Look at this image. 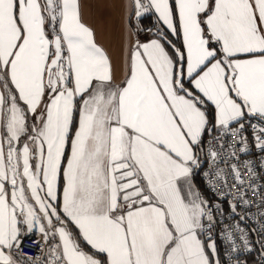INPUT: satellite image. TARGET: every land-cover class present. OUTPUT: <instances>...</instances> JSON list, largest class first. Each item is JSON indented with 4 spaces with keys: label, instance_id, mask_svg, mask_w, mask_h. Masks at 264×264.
I'll return each instance as SVG.
<instances>
[{
    "label": "snow or ice",
    "instance_id": "6c2138e0",
    "mask_svg": "<svg viewBox=\"0 0 264 264\" xmlns=\"http://www.w3.org/2000/svg\"><path fill=\"white\" fill-rule=\"evenodd\" d=\"M145 13L182 44L138 42L117 82L79 0H0V264H220L192 173L206 102L241 151L240 121L264 124V0H135ZM36 228L46 251L27 256Z\"/></svg>",
    "mask_w": 264,
    "mask_h": 264
},
{
    "label": "built area",
    "instance_id": "2783aa9c",
    "mask_svg": "<svg viewBox=\"0 0 264 264\" xmlns=\"http://www.w3.org/2000/svg\"><path fill=\"white\" fill-rule=\"evenodd\" d=\"M141 2L147 3L146 0ZM158 31L166 34L157 22L144 28V32L149 34H157ZM240 123L244 124L246 151L240 150L245 146L244 143H237L240 140L239 133L224 135L222 129L210 128L211 131H207L203 139V165L199 168L202 187L198 193L207 202L206 206L211 209L214 218L210 231L203 238L208 240L211 237L219 242L222 264H264V231L261 230V225H264V149L257 147L255 140L259 134L257 129L264 127V124L256 117H247ZM253 124L257 128L251 127ZM237 127L235 122L231 125V128ZM212 151L217 153L215 158L211 156ZM248 162L252 171L247 170ZM233 164L242 170L246 180L243 197L239 195L241 185L233 181ZM218 171L221 172L219 177ZM243 200L249 203L245 204ZM228 233H231L232 239H229ZM242 237L249 241L248 245L244 244ZM22 248L27 256L42 255L46 251L43 234L34 230L27 233Z\"/></svg>",
    "mask_w": 264,
    "mask_h": 264
},
{
    "label": "crops",
    "instance_id": "0c3cea01",
    "mask_svg": "<svg viewBox=\"0 0 264 264\" xmlns=\"http://www.w3.org/2000/svg\"><path fill=\"white\" fill-rule=\"evenodd\" d=\"M79 2L82 22L93 29L96 42L105 49L111 58L117 69V82L125 78L128 71L129 59L136 44L138 42L145 43L149 42L151 39L160 38L156 33L149 34L144 32V28L151 23L157 22L160 24L166 32L165 35L177 47H180L182 44V37L169 35L170 30L159 22L153 13H149L146 16L143 15L139 19L135 18V0H79ZM162 42L165 41L162 40ZM165 47L170 53L172 52V49L166 42ZM186 87H191V85L186 83ZM197 95H199L198 92ZM205 111L209 120L208 128L219 129L218 127H214L216 115L214 105L210 102H206ZM74 120L78 121V116L74 117ZM206 133L202 136V143ZM202 143L196 150V155L199 158V165L202 161ZM199 165L194 166L192 173V183L197 191L202 187ZM33 230L39 231L38 228ZM72 230L78 234V230L75 229L74 226ZM202 239H204L203 236ZM214 241L217 248L215 255L218 257L220 264H222L220 244L217 240ZM98 258L103 260L101 257Z\"/></svg>",
    "mask_w": 264,
    "mask_h": 264
},
{
    "label": "trees",
    "instance_id": "16d2710c",
    "mask_svg": "<svg viewBox=\"0 0 264 264\" xmlns=\"http://www.w3.org/2000/svg\"><path fill=\"white\" fill-rule=\"evenodd\" d=\"M81 246L84 247L87 251H92V252H94V251H93L92 249H90V247L87 246L86 243H84L83 241H81ZM99 257H101L102 259H104V256H103V255H101V256H99Z\"/></svg>",
    "mask_w": 264,
    "mask_h": 264
},
{
    "label": "water",
    "instance_id": "95a60500",
    "mask_svg": "<svg viewBox=\"0 0 264 264\" xmlns=\"http://www.w3.org/2000/svg\"><path fill=\"white\" fill-rule=\"evenodd\" d=\"M135 18H138L136 15H135ZM166 36V35H165ZM167 37V36H166ZM168 40H170L168 37H167ZM203 165V160L200 162V165H199V168Z\"/></svg>",
    "mask_w": 264,
    "mask_h": 264
},
{
    "label": "rangeland",
    "instance_id": "374dc122",
    "mask_svg": "<svg viewBox=\"0 0 264 264\" xmlns=\"http://www.w3.org/2000/svg\"><path fill=\"white\" fill-rule=\"evenodd\" d=\"M140 17H138V19H139Z\"/></svg>",
    "mask_w": 264,
    "mask_h": 264
}]
</instances>
